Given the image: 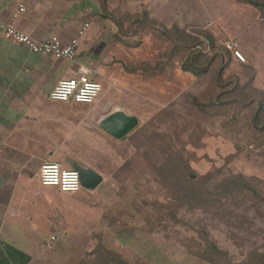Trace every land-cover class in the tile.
Masks as SVG:
<instances>
[{"label": "rangeland", "instance_id": "374dc122", "mask_svg": "<svg viewBox=\"0 0 264 264\" xmlns=\"http://www.w3.org/2000/svg\"><path fill=\"white\" fill-rule=\"evenodd\" d=\"M97 2L112 6L106 14L111 16L117 31L144 41L143 56L129 51L127 63L123 64L127 71H136L141 64L147 68L170 60L169 66L157 72L164 76L161 80L165 82H154L159 85L155 93L150 92L151 86H145V92L126 95L141 126L127 138L117 191L108 188L103 192L108 204L99 207L94 199L83 200L80 212H84L77 216L88 219L85 225L76 230L71 227L68 232L57 231L53 249L41 246L50 237V231L38 239L28 238L33 241L29 264H80L81 260L98 264L99 255L90 251L99 238L102 240V234L111 237H104L106 244L128 264H211L197 255L203 227L208 237L226 252L222 264L249 262L257 251L264 253V200L235 193L209 208L192 199L189 204V198H182L192 186L212 189L227 175L225 165L240 172L247 181L252 176L264 181V146L255 144L259 131L250 123L262 96L254 91L253 87L257 89L254 82L253 86L249 84L255 70L248 67L247 48L255 31L254 41L264 38L258 35L260 30L264 33V24L259 25L262 21L259 12L238 0ZM194 31H199L202 37H212L216 47L206 49L204 42L193 53L188 45L177 43L176 37L187 39ZM231 40L242 43L246 62H238L226 47ZM256 49L260 57L263 53L260 44ZM193 54H198L196 68L207 70L200 75L180 68L182 61L192 59ZM259 64V69L262 66L264 70V58ZM150 71H146L149 77ZM173 77L171 90L166 80ZM241 86H245L244 92L238 97ZM222 91L227 92L219 95ZM216 95L219 103L237 99L249 104L240 113H234L237 109L230 104L221 110L219 105V115H214L211 107L203 111L193 104V98L204 103ZM250 184L257 186L255 181ZM257 188L264 195V186ZM89 209L94 212L89 213ZM91 216L99 218L89 220ZM89 224L95 227L92 236V230L86 226Z\"/></svg>", "mask_w": 264, "mask_h": 264}, {"label": "crops", "instance_id": "0c3cea01", "mask_svg": "<svg viewBox=\"0 0 264 264\" xmlns=\"http://www.w3.org/2000/svg\"><path fill=\"white\" fill-rule=\"evenodd\" d=\"M97 1L0 0V19L38 41L56 35L63 43H69L85 22L90 23L73 61L34 53L25 45L15 44L0 30V250L15 257L1 260L0 264H29L33 241L28 238L38 239L50 231V236L55 234L58 239L57 231L68 232L71 227L76 230L85 225L88 219L77 216L84 212H80L83 200L94 199L99 207L108 204L103 192L108 188L117 191L129 135L117 139L99 124L116 108L139 118L126 95L145 92V86H151L150 92L155 93L158 84L165 82L160 74L144 78L147 75L142 64L136 71H127L124 65L129 51L143 56L144 41L117 31L111 16L106 14L112 6ZM21 4L25 6L23 12L19 11ZM263 20L259 21L260 26ZM255 33L247 42L248 67L255 70L254 86L264 93V70L262 66L259 69V61L264 58V33L259 31L262 40L257 42L253 40ZM259 44L263 52L260 57L256 49ZM82 68L103 84L101 95L91 104L52 100L49 93L58 81L79 76ZM173 80L174 77L166 80L171 90ZM46 161L60 162L69 168L75 163L85 164L103 180L94 190L62 192L41 183L40 168ZM93 217L89 220L99 218ZM86 226L92 236L95 227ZM104 237L110 236L102 234V241L113 250ZM26 256L28 262L24 261Z\"/></svg>", "mask_w": 264, "mask_h": 264}, {"label": "trees", "instance_id": "16d2710c", "mask_svg": "<svg viewBox=\"0 0 264 264\" xmlns=\"http://www.w3.org/2000/svg\"><path fill=\"white\" fill-rule=\"evenodd\" d=\"M238 1L244 4L251 5L253 8H255L259 12L261 18L264 19V0H238ZM154 24H157V22L155 21ZM176 27L178 28V26ZM204 34L208 35L209 32H205ZM176 38H177L178 44H180L179 41H181V43L188 45V47H190L193 53L197 51L196 50L197 45H200L204 42L207 46L206 49H208L209 46L210 48H213V49L216 47L215 40L212 37H209V36L202 37V34L199 33V31L198 32L194 31L192 34L187 35V39L178 38V37ZM197 55L198 54H193L192 59L186 58L184 61H182L180 68L183 72L200 75L204 71H207L206 69L199 70L198 68H196L197 64L195 63V56ZM169 61L170 60H167L165 63L158 62L156 65H153V66L149 65L147 66V68H143V72L145 75L148 76L146 71L147 69H150L151 70L150 71L151 73L149 74L150 76L159 74L157 72L160 70H164L165 67L168 65ZM206 61H207L206 63L209 64L210 59H207ZM139 67H142V66L139 65ZM254 78L255 77L252 76L249 81V84L252 86H253ZM241 87L242 88L237 91L238 97H240L241 94L244 92L243 90L245 86H241ZM232 89H229L227 91H233ZM253 89L255 92H257L258 94L262 96V99L258 101L257 109L251 120L252 122L250 121V123H252L253 127L259 131L254 140H255V144L258 147L262 148L264 146V136H263V133H264V93L259 91L258 89H255L254 87ZM227 91H222L219 93V95L221 93H226ZM254 100H255L254 102H256L257 99L254 98ZM218 101L219 100H218L217 95L212 100L208 102H204V103L199 102L197 98H193V104H195L200 109H204L203 111L211 107L213 109L212 113L214 115H219L220 110L226 104H230L233 108L237 109V112H234V113L243 112L245 110V107H247L249 104V103L246 104L243 101L237 100V99H231L228 101H223L221 103H219ZM219 105H220V110H219ZM207 113H209V111ZM233 118H236V116L234 115ZM140 126H141V122L139 120V124L128 135H130L133 131H135ZM247 143L249 144L250 141H248ZM250 148L254 149L252 145L250 146ZM263 148H262V151H264ZM225 167H226L225 170H226L227 175L225 176V178L218 181L212 189H208L207 187L201 188V185L192 186V188H187L185 190L184 194L182 195L185 197H182V198L184 200H188L189 198V204L191 203L190 200L192 199L196 201L197 203H199L201 206H205L209 208L218 206V203L221 204L220 202L221 198L223 197L229 198L235 193L247 194L250 196V198L256 201L264 200V195L257 188L259 186L261 187L264 186V181L256 178L255 176L250 177V180L255 181L257 184V186H254L250 184L251 181H247L246 178L240 172H236L232 168L226 165ZM185 203L188 204L187 202ZM200 238L201 240L198 241L197 255L201 259L211 264H222L221 258L222 256L226 254V252L223 251L213 240H211L208 237V234L204 227L201 228ZM90 253H97L99 255V259L97 261L98 264H128L127 260L119 256L117 252L104 246V243L101 240V238L98 239V243L90 251ZM14 258L15 257L11 252L7 250L3 252L2 250H0V261L1 260L5 261L9 259H14ZM28 259H29V256H26V260L24 259V261L28 262L29 261ZM80 264H87V262L85 260L83 261L81 260ZM228 264H264V253H260L257 251L255 254V257L249 259V262H230Z\"/></svg>", "mask_w": 264, "mask_h": 264}, {"label": "built area", "instance_id": "2783aa9c", "mask_svg": "<svg viewBox=\"0 0 264 264\" xmlns=\"http://www.w3.org/2000/svg\"><path fill=\"white\" fill-rule=\"evenodd\" d=\"M24 10L25 6L21 4L19 11L23 12ZM89 26L90 23L85 22L79 30L78 36L71 39L69 43H63L56 35L44 41H38L0 19V30L15 44L25 45L34 53L71 61L76 58L80 38L85 35ZM226 47L238 62H246V57L237 42L232 40L226 42ZM102 91L103 84L92 79L90 71L82 68L79 76L59 80L50 91L49 96L56 101L91 104L101 95ZM40 181L43 185L56 187L62 192L76 193L83 188L79 171L73 168H65L60 162L55 161H46L42 164ZM56 240V235L52 234L42 244V248L53 249Z\"/></svg>", "mask_w": 264, "mask_h": 264}, {"label": "water", "instance_id": "95a60500", "mask_svg": "<svg viewBox=\"0 0 264 264\" xmlns=\"http://www.w3.org/2000/svg\"><path fill=\"white\" fill-rule=\"evenodd\" d=\"M138 124L139 118L135 114L128 113L122 108H116L106 115L99 125L113 137L121 139ZM72 168L79 171L82 186L87 190H94L103 180L98 172L85 164L75 163Z\"/></svg>", "mask_w": 264, "mask_h": 264}]
</instances>
